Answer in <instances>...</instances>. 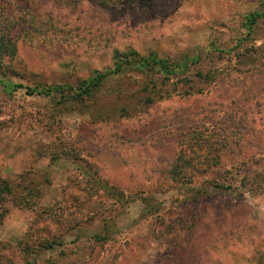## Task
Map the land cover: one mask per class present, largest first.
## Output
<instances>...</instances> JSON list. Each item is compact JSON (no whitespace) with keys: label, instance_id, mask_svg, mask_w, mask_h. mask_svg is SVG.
Wrapping results in <instances>:
<instances>
[{"label":"rangeland","instance_id":"1","mask_svg":"<svg viewBox=\"0 0 264 264\" xmlns=\"http://www.w3.org/2000/svg\"><path fill=\"white\" fill-rule=\"evenodd\" d=\"M21 1L39 22L0 73V264H264V0ZM131 50L214 78L146 104L142 75H114L70 107L16 85H76ZM180 149L202 168L184 183Z\"/></svg>","mask_w":264,"mask_h":264},{"label":"trees","instance_id":"2","mask_svg":"<svg viewBox=\"0 0 264 264\" xmlns=\"http://www.w3.org/2000/svg\"><path fill=\"white\" fill-rule=\"evenodd\" d=\"M28 1L31 3L35 0ZM16 3H22V1L0 0V73L7 65L5 63V58L12 56L15 53V35L17 32L21 30L28 31L34 27L33 25H36V22H39V19L34 20L37 18L36 16L34 18L32 15L29 18L27 15L24 17L18 12H13L18 8ZM7 6H9L8 9ZM260 13L256 12L247 16L246 22L251 28L260 17ZM31 22L33 24L32 27ZM242 38L243 37L240 39ZM198 60V55H181L175 58H170L156 55L153 52L148 55H142L135 50H131L128 52L117 53L113 67L104 70H94L89 76L79 81L76 85L51 84L46 86V84H34L33 86H30L22 83H18L16 85L24 87L25 93L28 95H54L57 97V101L59 103L70 107L76 105L77 103H82L85 100L93 99L94 97L97 98L98 91L111 79L110 77L114 75L123 76L129 73L130 76L142 75L143 77L141 80L143 85L136 88L133 94L130 93V97L139 94L138 100L144 98L146 104H150L155 100L169 96V93L173 91L178 84L181 86L188 85L189 87H193V83L197 79L202 81L212 80L214 78L213 72L204 73V71L200 68L194 69V64ZM120 111L128 113L125 106L121 107ZM199 140H201V138L193 135L189 141H186V143L190 142L196 148H199L200 144H197ZM181 141L184 143L185 140L183 139ZM205 141L207 142L206 146L208 148L212 150L216 149L215 147H212L211 144H208V141L213 140H207L206 138ZM189 151L193 155H197L198 153H195L192 148L189 149ZM186 158L188 160H186ZM190 158L191 156H189V153H187V156H184L183 151L180 149L178 155L168 169L170 177L173 179L176 178L178 179V182L184 183L188 182L196 173H199L202 168H198L196 162H191L189 160ZM11 188L12 186L7 180L0 178V196L10 193ZM197 194L198 193H194L193 196L196 197ZM3 216L4 212H0V223L2 222ZM109 233V231H106L103 234H98L97 239H108V237H110ZM51 245L52 244L47 247H51ZM43 247L46 248L45 245ZM7 264L12 263L9 262ZM24 264L29 263L25 262Z\"/></svg>","mask_w":264,"mask_h":264}]
</instances>
